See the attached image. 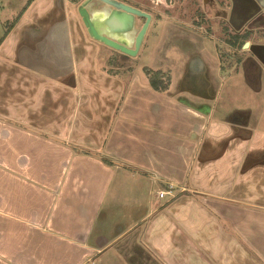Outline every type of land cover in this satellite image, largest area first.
<instances>
[{
	"label": "crops",
	"instance_id": "0c3cea01",
	"mask_svg": "<svg viewBox=\"0 0 264 264\" xmlns=\"http://www.w3.org/2000/svg\"><path fill=\"white\" fill-rule=\"evenodd\" d=\"M53 2L29 20L24 13L0 42V264H248L228 256L238 238L255 254L252 264H264V211L256 210L264 207L232 198L224 215L201 199V178L191 180L196 160L217 151L211 110L178 101L171 87L155 90L134 69L128 81L116 79L123 94L106 133L79 127L78 36L67 0ZM225 123L229 134L250 125ZM227 138L221 142L231 148ZM144 178L177 196L156 206L146 197L144 214ZM188 198L199 208L187 207ZM208 213L218 219L209 243ZM127 216L135 218L127 224Z\"/></svg>",
	"mask_w": 264,
	"mask_h": 264
},
{
	"label": "rangeland",
	"instance_id": "374dc122",
	"mask_svg": "<svg viewBox=\"0 0 264 264\" xmlns=\"http://www.w3.org/2000/svg\"><path fill=\"white\" fill-rule=\"evenodd\" d=\"M124 1L149 11L154 16L137 57L126 56L93 40L77 11L80 2L67 0V18L70 23L68 27L78 36L80 67L78 63L76 71L78 79L84 81L79 88V127L89 134L103 136L106 133L117 111L119 97L123 94L119 96L116 91L118 76L128 81L133 76L134 69L144 78L147 69L165 72L171 80L166 92L171 87V94L178 101L191 105L194 109L207 112L211 110L212 119L216 118L214 126L215 122L219 124L213 137L218 146L217 151L197 159L191 173V180L198 176L201 178L199 190L205 192L201 193V199L209 207L223 210L219 212L224 215H229L224 210L231 204L227 199L233 198L237 201L240 198L264 207V11L243 27V31L252 32L247 40L250 45L244 47L246 41L238 48L228 42L232 32L229 28L232 0ZM56 5L53 0H0V42L9 36L24 13L26 20H29L43 7L54 8ZM54 12L55 9H52L50 15ZM246 63L253 65L249 70L252 80L243 71ZM86 82L91 83V86L85 85ZM231 117L242 122L250 121V125L243 128L242 133L240 130L238 133L229 134L225 130V121ZM212 122L213 120L208 123L209 131ZM220 128L224 134H221ZM232 136L233 145L226 148L221 139L228 137V143ZM131 187L133 188L132 185H126L124 191L127 195L132 191ZM160 188L164 187L155 183L150 186L146 178L143 179L144 214L151 206L146 197H150L153 206L171 201L170 195L159 197ZM177 192L178 189H175L174 193ZM176 196L177 194L172 197ZM188 201L187 207L191 204L193 208H199L195 204L199 203L196 198H188ZM185 204L186 201L181 202L182 206H186ZM203 217L206 222V242L215 241L214 222L217 218L213 220L209 213ZM134 218L127 216L126 223ZM152 218L149 215L143 224ZM199 221L198 216L197 222ZM258 221L260 219L255 217L253 223ZM219 223L224 233L231 234L230 224L225 219L219 220ZM220 238L225 239L223 234ZM253 239L257 238L253 236ZM245 240L238 238L240 244L234 249L235 254L228 249V256H244L247 257V263L252 264V257L256 256L249 251ZM225 248L217 247L220 252ZM218 256L222 255L218 253Z\"/></svg>",
	"mask_w": 264,
	"mask_h": 264
},
{
	"label": "water",
	"instance_id": "95a60500",
	"mask_svg": "<svg viewBox=\"0 0 264 264\" xmlns=\"http://www.w3.org/2000/svg\"><path fill=\"white\" fill-rule=\"evenodd\" d=\"M77 11L93 40L130 57L139 54L154 18L124 0H82ZM249 45L247 41L244 47Z\"/></svg>",
	"mask_w": 264,
	"mask_h": 264
},
{
	"label": "flooded vegetation",
	"instance_id": "af4514ba",
	"mask_svg": "<svg viewBox=\"0 0 264 264\" xmlns=\"http://www.w3.org/2000/svg\"><path fill=\"white\" fill-rule=\"evenodd\" d=\"M263 3L264 0H232V13L229 19V23L231 25L229 28L232 29L230 34L236 35L247 32V30L243 31V27L249 24L254 17L262 15L261 13H263L264 7H262L261 4ZM231 19H233L234 23H231ZM241 25L242 27H240ZM251 67L253 68V65L250 66V64L248 65V63H246L243 68V71L246 72L247 77L250 80H252V75L249 72Z\"/></svg>",
	"mask_w": 264,
	"mask_h": 264
},
{
	"label": "trees",
	"instance_id": "16d2710c",
	"mask_svg": "<svg viewBox=\"0 0 264 264\" xmlns=\"http://www.w3.org/2000/svg\"><path fill=\"white\" fill-rule=\"evenodd\" d=\"M74 2H81L82 0H71ZM251 31L245 33H239L236 35L230 34L228 42L235 47L241 48L242 44L246 42L251 36ZM146 78L152 85V87L157 91H166L171 83L170 76L165 72L156 71L153 69H147Z\"/></svg>",
	"mask_w": 264,
	"mask_h": 264
},
{
	"label": "built area",
	"instance_id": "2783aa9c",
	"mask_svg": "<svg viewBox=\"0 0 264 264\" xmlns=\"http://www.w3.org/2000/svg\"><path fill=\"white\" fill-rule=\"evenodd\" d=\"M158 195H159L160 198H164L167 195L174 196L175 194H174V188H173V186H169L167 188V190L166 189H163V190L158 191Z\"/></svg>",
	"mask_w": 264,
	"mask_h": 264
}]
</instances>
